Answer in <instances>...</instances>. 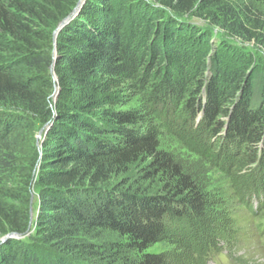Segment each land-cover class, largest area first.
Listing matches in <instances>:
<instances>
[{"label":"trees","instance_id":"trees-1","mask_svg":"<svg viewBox=\"0 0 264 264\" xmlns=\"http://www.w3.org/2000/svg\"><path fill=\"white\" fill-rule=\"evenodd\" d=\"M78 1L0 0V264H168V237L206 264V180L161 148L163 113L264 171V0H85L54 46ZM261 175L239 183L259 225Z\"/></svg>","mask_w":264,"mask_h":264},{"label":"rangeland","instance_id":"rangeland-1","mask_svg":"<svg viewBox=\"0 0 264 264\" xmlns=\"http://www.w3.org/2000/svg\"><path fill=\"white\" fill-rule=\"evenodd\" d=\"M163 114L161 148L180 158L191 170L200 172V177L206 180L209 217L203 221V228L193 227L190 231L191 239L197 244L200 234L207 228L204 234L217 244L218 250L210 252L206 264H264V235L258 232L264 222L259 225L258 219L252 217L239 191V183L249 185L252 180L255 183L259 174H262L264 186V171L240 176V161L250 157V154L243 153L240 145L227 141L220 145L216 139L205 137L204 130L193 133L189 119H182V114L173 111L171 105L165 107ZM138 173L139 169H135L131 171L130 177L134 180ZM145 186L149 193H157L158 187L153 182H146ZM37 198V188L33 182L30 190V218L38 208ZM252 204L255 207L256 201L253 200ZM178 244L168 237L153 251H168V264H196L192 261L195 258L190 255V249Z\"/></svg>","mask_w":264,"mask_h":264},{"label":"water","instance_id":"water-1","mask_svg":"<svg viewBox=\"0 0 264 264\" xmlns=\"http://www.w3.org/2000/svg\"><path fill=\"white\" fill-rule=\"evenodd\" d=\"M84 1L85 0H79L78 2H77V4H76V6H75V8L72 10V12L64 19V20H62L59 24H58V26H57V28L54 30V32H53V34H52V39H53V45L55 46V42H56V38H57V34H58V32L65 26V25H67L74 17H76L77 16V14L79 13V11H80V9H81V7H82V5L84 4ZM55 56H56V52H55V50L53 51V59H55ZM50 73H51V76H52V78H53V80L54 81H56V78H55V75H54V73H53V67H51V69H50ZM56 96H57V89H55V92H54V94H53V99L55 100L56 99ZM41 133L42 132H40L39 134H38V137H37V139H40L39 137H40V135H41ZM16 238V239H19V237H17L16 235H8V236H6L4 239H2V241H4V240H6V239H9V238Z\"/></svg>","mask_w":264,"mask_h":264}]
</instances>
